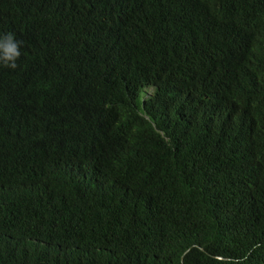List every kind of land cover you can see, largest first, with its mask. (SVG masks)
Here are the masks:
<instances>
[{"label": "trees", "instance_id": "1", "mask_svg": "<svg viewBox=\"0 0 264 264\" xmlns=\"http://www.w3.org/2000/svg\"><path fill=\"white\" fill-rule=\"evenodd\" d=\"M9 33L0 264H264V0H0Z\"/></svg>", "mask_w": 264, "mask_h": 264}, {"label": "clouds", "instance_id": "2", "mask_svg": "<svg viewBox=\"0 0 264 264\" xmlns=\"http://www.w3.org/2000/svg\"><path fill=\"white\" fill-rule=\"evenodd\" d=\"M19 44L20 42H16L11 33L0 37V63L4 67L11 69L17 67L16 61L20 56Z\"/></svg>", "mask_w": 264, "mask_h": 264}, {"label": "bare ground", "instance_id": "3", "mask_svg": "<svg viewBox=\"0 0 264 264\" xmlns=\"http://www.w3.org/2000/svg\"><path fill=\"white\" fill-rule=\"evenodd\" d=\"M129 10V9H128Z\"/></svg>", "mask_w": 264, "mask_h": 264}]
</instances>
